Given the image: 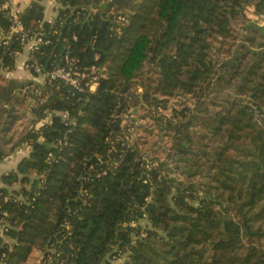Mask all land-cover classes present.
<instances>
[{
  "label": "trees",
  "instance_id": "trees-1",
  "mask_svg": "<svg viewBox=\"0 0 264 264\" xmlns=\"http://www.w3.org/2000/svg\"><path fill=\"white\" fill-rule=\"evenodd\" d=\"M44 1L17 13L25 32ZM57 1L53 44L35 57L44 72L67 55L82 74L96 67L98 88L0 76V163L30 146L1 177L0 264L34 252L37 264H111L117 250L128 264H264V0ZM6 2L0 71L12 73L24 46ZM174 97L193 103L168 116ZM128 111L153 120L163 159L126 136Z\"/></svg>",
  "mask_w": 264,
  "mask_h": 264
},
{
  "label": "built area",
  "instance_id": "built-area-1",
  "mask_svg": "<svg viewBox=\"0 0 264 264\" xmlns=\"http://www.w3.org/2000/svg\"><path fill=\"white\" fill-rule=\"evenodd\" d=\"M4 9H9L11 16L14 18L15 25L12 28L13 33H19L21 34V43L24 46V52H26V56L23 57V61L21 64V69L25 70L26 72H29L31 75L32 73H35L38 75V78H41L42 81H37L38 78H35V81H37L40 84H51L54 82H60L64 88L67 89V94L76 96L77 94L84 93L86 90H89L90 92L94 93L96 92L98 88V68L93 67L91 69V74H82L75 66V62H78L75 59L70 58L68 55L65 56L64 61L67 63L66 67H55L50 72H44L43 66L39 63V61L36 59L35 54L36 52L40 51L41 48L45 46H50L53 44L50 35L47 34L45 30L44 23L47 22L49 24H53L55 22V17H50L48 19H44V22L39 24V27L34 33L25 32L24 28L20 24L18 20L17 13L14 12L11 7L6 3L4 5ZM84 12H96V9L92 8V6H84L81 8ZM58 15V14H57ZM119 22L123 21V17H119ZM8 41H6L4 44L8 45ZM23 52V53H24ZM17 54V59L23 55ZM47 99V97H46ZM29 102L34 104V101L32 99L29 100ZM31 103V104H32ZM132 113L131 111H128V113L121 116L122 118V128L126 131V136L131 135L134 133V126L135 123L133 119L131 118L129 120V114ZM64 120L69 119L68 113L62 114ZM131 116V115H130ZM259 115L257 114V119ZM51 117H47L46 119L41 120L37 125L36 129H39L41 126H44L45 124L50 123ZM129 137V136H128ZM62 142H59V145H62ZM29 148L30 146H24L22 148H19L17 152L11 156L10 158L14 156H18L21 154L24 150V148ZM55 160V155L53 153H50L48 156V161ZM6 201H10L11 198L6 197ZM8 215H5L4 217L0 218V230L2 233H7L9 231V223L7 221ZM117 256H115L110 262L111 264H128V254L122 253L121 251H118Z\"/></svg>",
  "mask_w": 264,
  "mask_h": 264
},
{
  "label": "rangeland",
  "instance_id": "rangeland-1",
  "mask_svg": "<svg viewBox=\"0 0 264 264\" xmlns=\"http://www.w3.org/2000/svg\"><path fill=\"white\" fill-rule=\"evenodd\" d=\"M25 56H26V52H24L23 55L17 59L18 66H21L23 57ZM0 76H2L3 78V80L1 81L3 84H5L9 79H12V78L22 80V81L35 80L33 75H31L29 72H26L25 70L20 69V68H17L16 71L12 73L0 71ZM37 81H42V80L41 78H38ZM139 92H142V89H140ZM185 102H188L189 105L193 103L189 101L188 98H185V97L170 98V101L168 104L169 110L163 111V113L170 116L172 114L171 113L172 109L180 108V105ZM24 112L26 113V118H23L18 123L19 126H18V131L16 135H18L20 132H23L29 126V122H30L29 120H30L31 115L27 111V107L22 109V113ZM144 113L145 112H141L139 115H136L133 113L129 114V117H130L129 120L132 118L135 123L134 133L132 134V140L135 141L136 139L141 138L143 142H146L145 145H142V148L146 151H149V150L152 151L151 159L153 158L163 159L164 156L162 154V148L165 144L153 120L150 118H145V119L141 118V116H143ZM38 257H39V254L37 252H34L31 256V259L26 264H37Z\"/></svg>",
  "mask_w": 264,
  "mask_h": 264
},
{
  "label": "crops",
  "instance_id": "crops-1",
  "mask_svg": "<svg viewBox=\"0 0 264 264\" xmlns=\"http://www.w3.org/2000/svg\"><path fill=\"white\" fill-rule=\"evenodd\" d=\"M33 0H7V4L11 7V9L16 12V13H20L23 12L24 10H26L30 4L32 3ZM44 5H45V19H48L50 17H55L58 14V9L60 8L59 3L57 0H45L44 1ZM29 155V148H24L23 152L21 154H19L18 156H14L12 158H9L5 161H2L0 163V189L1 188H5L6 185L3 183V181L1 180V177L4 174H7L9 172H11L12 170L16 169L19 162L26 156ZM8 188V187H6ZM14 188V187H9L10 191L14 190V189H18ZM0 236H3L2 231L0 230Z\"/></svg>",
  "mask_w": 264,
  "mask_h": 264
},
{
  "label": "water",
  "instance_id": "water-1",
  "mask_svg": "<svg viewBox=\"0 0 264 264\" xmlns=\"http://www.w3.org/2000/svg\"><path fill=\"white\" fill-rule=\"evenodd\" d=\"M120 1H121V0H115V2H116L117 4H119V3H120Z\"/></svg>",
  "mask_w": 264,
  "mask_h": 264
}]
</instances>
